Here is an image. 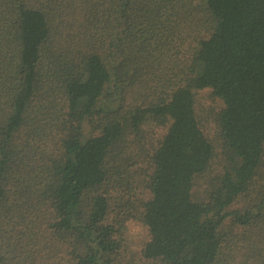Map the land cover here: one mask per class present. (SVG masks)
Listing matches in <instances>:
<instances>
[{
	"label": "trees",
	"instance_id": "trees-1",
	"mask_svg": "<svg viewBox=\"0 0 264 264\" xmlns=\"http://www.w3.org/2000/svg\"><path fill=\"white\" fill-rule=\"evenodd\" d=\"M0 264H264V0H0Z\"/></svg>",
	"mask_w": 264,
	"mask_h": 264
},
{
	"label": "rangeland",
	"instance_id": "rangeland-1",
	"mask_svg": "<svg viewBox=\"0 0 264 264\" xmlns=\"http://www.w3.org/2000/svg\"><path fill=\"white\" fill-rule=\"evenodd\" d=\"M201 97V96H200ZM202 99V98H201Z\"/></svg>",
	"mask_w": 264,
	"mask_h": 264
}]
</instances>
